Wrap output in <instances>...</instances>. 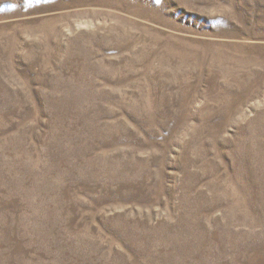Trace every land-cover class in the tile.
<instances>
[{"label":"rangeland","instance_id":"1","mask_svg":"<svg viewBox=\"0 0 264 264\" xmlns=\"http://www.w3.org/2000/svg\"><path fill=\"white\" fill-rule=\"evenodd\" d=\"M0 264H264V0H0Z\"/></svg>","mask_w":264,"mask_h":264}]
</instances>
